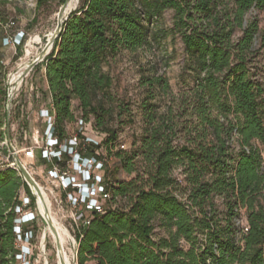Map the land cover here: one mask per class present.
<instances>
[{
  "label": "trees",
  "instance_id": "trees-1",
  "mask_svg": "<svg viewBox=\"0 0 264 264\" xmlns=\"http://www.w3.org/2000/svg\"><path fill=\"white\" fill-rule=\"evenodd\" d=\"M167 10L175 12L172 31L181 35L185 69L194 80L178 114L188 120L180 128L173 106L160 113L149 102L153 90L168 93L171 86L157 68H142L145 126L128 152L110 126L118 113L105 67L122 52L153 54ZM262 12L264 0L79 1L42 62L56 131L64 138L67 125L83 120L102 136L88 155L115 158L136 177L111 180L105 164L111 199L77 234L76 264H264V85L257 68ZM100 150L104 156L96 154ZM23 194L26 209H35L36 197L20 172L0 169V264H20ZM31 232L24 227L23 237Z\"/></svg>",
  "mask_w": 264,
  "mask_h": 264
},
{
  "label": "rangeland",
  "instance_id": "rangeland-1",
  "mask_svg": "<svg viewBox=\"0 0 264 264\" xmlns=\"http://www.w3.org/2000/svg\"><path fill=\"white\" fill-rule=\"evenodd\" d=\"M61 7L59 0H43V4L39 6L38 0H0V169L16 168L12 145L20 161L43 189L48 201L50 200L51 216L70 233L72 239H68L65 244V251L71 264H76V216L78 213L90 214L86 213L84 205L73 207L68 203V194L77 195V191H65L57 181L50 179L48 171L52 165L41 158L48 125L40 113L42 110H50L51 106L42 62L23 78L26 69L45 49L49 34L55 32ZM255 15L256 13L250 14L249 18ZM174 17L173 10L164 13L158 27L165 33L160 36L161 42L154 45L153 54L143 51L136 54L122 52L105 67L113 78L112 94L116 98L118 113L116 121L110 126L119 132L120 144L125 145L124 150L128 152L136 148L134 145H139L144 132L142 105L148 89L142 86V68H157L158 74L163 75L171 86L168 93L153 90L149 102L155 105L160 113H165L169 106H173L180 128L183 127L184 121L188 120L187 117L180 118L178 114L183 111L184 100L194 87V80L191 73L185 69L186 55L181 35L172 31ZM259 18L260 27L264 30V12L260 13ZM15 41L19 43L14 45ZM257 65L260 82L264 85V48L258 55ZM146 74L151 75L150 71ZM9 95L12 96V106L8 114ZM76 106L74 105V111L79 118L80 112ZM78 132L77 122L69 124L65 127L64 139L68 140ZM84 133L102 138L101 134L91 128ZM99 153L103 156L105 154L104 150ZM117 162L115 158L105 162L109 179L129 182L136 177V174L129 175L118 167ZM68 165L72 167L71 163ZM103 173L101 172V175ZM74 175L79 178L78 174ZM174 176L183 182L180 170H177ZM182 184L184 188L186 185ZM22 198L24 200L27 197L23 194ZM125 203L119 200L118 205L124 207ZM35 207L25 211V214L33 213L35 218L23 224V228L28 227L33 232L28 238V243L20 244L19 253L26 252L30 264H58L56 239L50 227L43 221L37 197ZM240 222L242 226L246 225L245 216Z\"/></svg>",
  "mask_w": 264,
  "mask_h": 264
},
{
  "label": "built area",
  "instance_id": "built-area-1",
  "mask_svg": "<svg viewBox=\"0 0 264 264\" xmlns=\"http://www.w3.org/2000/svg\"><path fill=\"white\" fill-rule=\"evenodd\" d=\"M17 43L19 42L15 41L13 44ZM40 114L48 125L41 158L52 165V168L48 171L49 178L57 181L65 191H77V195L68 194V203L73 207L84 205L86 213L90 214H77L76 231L80 234L82 227L89 224L91 215L93 213L102 214L111 199L110 193L106 190L104 177L106 161L88 155V147L101 145L102 138L85 134L84 131H87L90 127L81 119L77 122L79 132L76 136L68 140L61 138L56 131L52 101L50 110H42ZM121 149H126V146H121ZM96 154L99 155V151ZM57 162H65L66 167H60ZM68 163H71V168ZM101 172H104L103 175H101ZM74 173L78 174L79 178ZM22 202V208L18 209L21 214L17 221L18 249L20 244L28 243V238L32 234L31 232L23 237V224L35 218L33 213L25 214L24 209L29 205L28 198H24V200L22 198ZM28 259L26 252L19 253L18 260L20 264H30Z\"/></svg>",
  "mask_w": 264,
  "mask_h": 264
},
{
  "label": "water",
  "instance_id": "water-1",
  "mask_svg": "<svg viewBox=\"0 0 264 264\" xmlns=\"http://www.w3.org/2000/svg\"><path fill=\"white\" fill-rule=\"evenodd\" d=\"M72 1L73 0H66V2L62 5V7L58 13L57 28H56L53 36L48 40V43H47L45 49L41 52V54L26 69V71L23 74V78L26 77L35 68V66H37L39 63L43 62L45 60V58L51 53L53 46L55 44V41L57 39H59L61 34L63 33L64 23L68 20L69 15L78 8L80 0H77V4H76L75 8L73 10H70L69 14L66 15L67 10L69 9ZM11 106H12V96L9 95V98H8V114L10 113ZM11 151H12V155H13L14 160H15V163H14V166L16 167L15 169L20 172L24 181L30 187L33 195L35 197H37L38 205H39V200L41 199L42 195H41V191L38 187L37 182L32 177L31 173L28 171L26 166H24V164L20 161V159L18 158V153L16 152V150L13 148L12 145H11ZM46 223L48 224V226H50L52 228V230H54L53 225H51L49 222H46ZM58 248L59 249L61 248V246L59 244H58Z\"/></svg>",
  "mask_w": 264,
  "mask_h": 264
},
{
  "label": "bare ground",
  "instance_id": "bare-ground-1",
  "mask_svg": "<svg viewBox=\"0 0 264 264\" xmlns=\"http://www.w3.org/2000/svg\"><path fill=\"white\" fill-rule=\"evenodd\" d=\"M76 4H77V0H73L71 2L70 7L67 10L66 15L69 14L70 10H73L75 8ZM53 34L54 33L49 34V39L53 36ZM28 53H30V52H28ZM38 187H39V189L41 191V195H42L41 199L39 200V206H40L41 211H42V215H43L42 217L44 218L43 220L45 223L49 222L51 225H53L54 230H52V228L50 226L49 227L55 236L57 248H58V244L61 246L60 249L58 248V264H71L69 256L65 251V244L67 243L68 239H72V237H71L70 233L68 232V230L63 225H61L54 217L51 216L50 209H49V201L50 200L48 201V199L46 198V195H45L43 189L40 188L39 185H38Z\"/></svg>",
  "mask_w": 264,
  "mask_h": 264
},
{
  "label": "crops",
  "instance_id": "crops-1",
  "mask_svg": "<svg viewBox=\"0 0 264 264\" xmlns=\"http://www.w3.org/2000/svg\"><path fill=\"white\" fill-rule=\"evenodd\" d=\"M75 105H77V102H75Z\"/></svg>",
  "mask_w": 264,
  "mask_h": 264
}]
</instances>
